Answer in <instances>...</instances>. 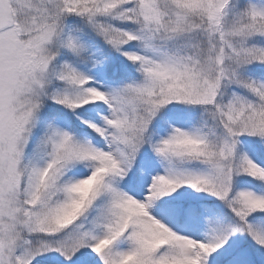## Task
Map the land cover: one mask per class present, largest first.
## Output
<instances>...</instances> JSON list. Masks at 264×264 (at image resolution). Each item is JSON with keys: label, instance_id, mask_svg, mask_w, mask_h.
<instances>
[{"label": "snow or ice", "instance_id": "6c2138e0", "mask_svg": "<svg viewBox=\"0 0 264 264\" xmlns=\"http://www.w3.org/2000/svg\"><path fill=\"white\" fill-rule=\"evenodd\" d=\"M0 264H264V0H0Z\"/></svg>", "mask_w": 264, "mask_h": 264}]
</instances>
